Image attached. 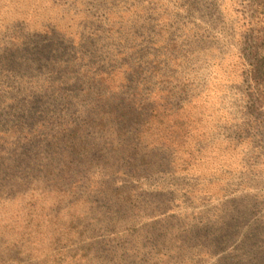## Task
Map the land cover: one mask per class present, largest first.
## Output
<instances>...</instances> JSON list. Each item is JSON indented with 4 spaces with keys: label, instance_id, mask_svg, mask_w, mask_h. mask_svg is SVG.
Here are the masks:
<instances>
[{
    "label": "rangeland",
    "instance_id": "374dc122",
    "mask_svg": "<svg viewBox=\"0 0 264 264\" xmlns=\"http://www.w3.org/2000/svg\"><path fill=\"white\" fill-rule=\"evenodd\" d=\"M254 10L242 0H0V53L52 32L60 48L78 44L88 77L102 81L85 97L62 67L26 76L14 96L0 57V131L36 126L39 160L0 183V264H264V112L246 108L264 28ZM128 63L156 87L151 103L119 96ZM36 76L70 85L53 118L40 112L55 100ZM102 87L108 104H96ZM28 104L36 123H16L12 106ZM14 149L24 150L15 138L0 144Z\"/></svg>",
    "mask_w": 264,
    "mask_h": 264
},
{
    "label": "trees",
    "instance_id": "16d2710c",
    "mask_svg": "<svg viewBox=\"0 0 264 264\" xmlns=\"http://www.w3.org/2000/svg\"><path fill=\"white\" fill-rule=\"evenodd\" d=\"M243 2L250 4L252 6H256L255 12L258 13V15L261 17V19L264 22V0H242ZM255 16L254 14L251 15V17ZM259 17V18H260ZM113 28H110L109 31H112ZM260 35H258L256 38L252 39L256 42L252 44V51L250 55V64H249V70H248V77L249 81L251 82L250 89L248 94L246 95V98L248 99V102L250 106H247L246 108L249 110L252 108L253 110H259L264 112V28L262 31L259 32ZM115 35L116 33L113 32ZM53 37L54 34L52 32H49L45 35H27L23 36L20 39H17V41L10 43L8 47L4 48L1 53L0 57H4V59H8L9 61V70H6L5 72L10 73V75H13V77H16L19 85L18 88L15 86L13 87V91H15L14 96H17V92L20 89L21 85H24V81L26 76H31L37 72L42 73H56L58 72L62 67L64 69L66 68L68 73V79L65 81V83H71V81L74 84H86V85H80L81 91L85 94V97H90L92 93H95L94 87L92 85H102V81H96L88 77V74H91V68L93 69V65L87 64L85 61V58L81 56V49L78 47V44H75L73 42L67 41L68 45L66 47L60 48L58 45L53 43ZM171 51H173L174 48H170ZM70 54L72 61L70 60L69 64L67 65L65 61H63V55ZM81 54V55H80ZM90 62L89 59H86ZM85 69L81 74L77 75L78 77H73V71L77 68ZM142 73V69L140 65L137 66V68L133 67L130 63H128V67H126V70L122 74L121 81L125 84L123 87H120L118 89L120 90L119 96H123L126 94V91L130 92V97L127 99V105H136L135 103L137 100H140V102H143L145 104L151 103L153 101V98L156 96L155 86L154 85H147L150 84L151 81L148 80V78L142 82L143 79L139 77V75ZM78 74V73H77ZM37 78V76H36ZM38 81H35L38 85H47L45 81H40L37 78ZM60 82V81H57ZM91 84V85H90ZM130 84H134L133 86ZM49 85V84H48ZM90 85V86H89ZM33 86V85H31ZM28 86V87H31ZM70 85H49V93L54 98L55 103L51 104L49 108H44L40 112L42 114L46 113L48 117L53 118L55 114L59 111V106L55 105L57 104V101L59 98L62 97L63 91L66 87H69ZM109 86V85H105ZM130 88L131 90H128ZM34 89V87H33ZM100 89V88H98ZM103 92L101 94V98H98V95L95 96V98L98 99L96 104H108L110 101L107 99H104L103 94L104 92H108L111 90L110 87L104 88L102 87ZM39 92L42 90L39 89ZM35 91V90H34ZM179 94H183L182 91H178ZM167 96H175L174 91L166 90ZM35 99L34 101H38L35 96H33ZM117 97V96H115ZM40 99H43L39 97ZM86 99V98H85ZM8 102H13L12 99H10ZM28 106L19 107L17 105H13V109L19 110V116L20 119H17L16 123H22L23 120L27 119L26 122L29 123H36L31 121L32 117H34V114L27 111ZM26 111V112H25ZM151 113L153 114L154 111L152 110ZM262 115V113H260ZM252 116V114H251ZM51 123V122H50ZM134 124H137L136 121H133ZM53 124V123H51ZM145 129L148 130V126L150 124L146 123ZM144 125V124H143ZM244 127L249 126L248 123L242 124ZM36 127V126H35ZM34 127V128H35ZM34 128H31L28 133H26L25 129H23L22 126H17L14 128L7 129L5 131H0V144L1 145H8L10 140L12 138H15L16 141L22 142L24 150H12V153H8L5 151H0V183L5 181V177L9 175V178L13 176L14 173L17 171H25L27 176H30V173L32 172L31 167L27 164V162H30L32 168L37 167V162L39 160L34 159L38 155H33V146L36 142V137L34 136ZM115 129V127H112ZM143 128V127H142ZM134 130H136L134 128ZM61 133L63 131L59 130ZM69 131V130H68ZM136 133L142 134L141 130L135 131ZM11 135V136H7ZM13 136V137H12ZM140 136V135H139ZM14 145V144H13ZM2 147V146H1ZM15 148V147H14ZM32 150V151H31ZM17 157V159H16ZM53 160H57L56 158H52ZM63 165V164H62ZM61 164L59 166H62ZM45 166H48V164L45 163ZM64 166V167H63ZM61 169L58 171L60 174L64 172L65 165H63ZM18 167L19 169H16ZM50 167V165H49ZM48 167V168H49ZM61 176V175H60ZM9 180V179H8ZM3 184V183H2ZM38 180L34 177H29L28 181V188H31L29 199H32L35 197L36 190L38 191ZM8 186V185H7ZM12 187L13 185L10 184ZM36 188V190H35ZM53 220V219H52ZM52 220H49V225H52ZM1 256V254H0ZM12 260V261H11ZM8 260L9 264H15V260L11 259Z\"/></svg>",
    "mask_w": 264,
    "mask_h": 264
}]
</instances>
